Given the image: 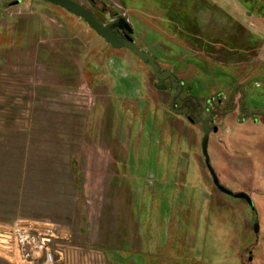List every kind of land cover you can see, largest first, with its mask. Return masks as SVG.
Here are the masks:
<instances>
[{
	"label": "rangeland",
	"instance_id": "1",
	"mask_svg": "<svg viewBox=\"0 0 264 264\" xmlns=\"http://www.w3.org/2000/svg\"><path fill=\"white\" fill-rule=\"evenodd\" d=\"M77 1L90 7L86 0ZM104 1L121 12L125 9L123 0ZM221 16L206 9L198 14L201 26L207 28L225 20ZM145 30L144 26L140 32ZM0 32L4 35L0 37V264H19L9 237L3 235L27 223L52 226L65 235L53 243L62 256L52 264H189L194 259L190 251L193 254L197 247L199 258L193 261L198 264H235L226 225H237L238 214L237 220L224 215L222 227L205 234L200 219L191 243L181 245L169 230L176 220L174 207L182 223L193 226V210L185 219L181 213L187 198L198 199L194 205L202 217L210 206L208 193L205 196L209 187L203 181L199 185L195 176L177 184L181 167L196 172L198 168L187 147H179L180 151L174 147L171 132L162 130V119L155 124L160 128L157 133L147 124L140 130L139 121L131 124L130 137L118 131L124 127V116L135 117L121 100L116 103L119 115L113 109L101 40L79 20L37 0L0 6ZM96 62L104 77L94 84L87 64ZM224 62L227 67L233 64ZM253 63L256 59L251 57L243 65ZM128 78L140 80L138 71L129 70ZM195 86L208 92L205 84ZM147 107L152 110L149 116L162 117L153 103ZM252 130L256 129L236 131ZM160 132L171 139L166 147L158 143ZM230 136L219 138L230 141L238 153L253 152L257 157H237L239 164L228 172L214 146V165L221 175H233L230 179L238 185L233 191L240 187L255 193L263 217L264 142L254 145ZM119 159H124L123 166ZM213 195L220 197L215 190ZM163 217L172 221H162ZM245 223L250 228L251 221ZM245 234L250 243L251 230ZM263 253L259 246L257 256Z\"/></svg>",
	"mask_w": 264,
	"mask_h": 264
},
{
	"label": "flooded vegetation",
	"instance_id": "2",
	"mask_svg": "<svg viewBox=\"0 0 264 264\" xmlns=\"http://www.w3.org/2000/svg\"><path fill=\"white\" fill-rule=\"evenodd\" d=\"M23 1L0 0V6L8 8ZM37 1L63 10L79 20L96 39L104 43L105 65H102L108 71L113 109L119 115L116 103L121 100L128 108L126 111H131L135 117L130 120L129 114L124 116V127L118 130L120 133L130 137L131 124L138 121L140 130L147 124L151 131L157 133L160 128L155 124L162 119L165 126L162 130H167L168 134L171 132L177 151H180L179 147H187L194 154L198 172L192 167H181L177 171L180 180L177 184L189 176L198 178L199 185L203 181V186L209 187L205 196L208 193L210 206L206 205L201 217V210L194 205L198 199L190 197L183 200L184 212L181 213L184 219L193 210L195 220L191 228L182 223L181 217L178 218L177 207L173 208L176 222H172L169 230L172 229L179 243L194 242L200 219V228L205 234L214 227L220 229L224 215L237 220L235 214H238L240 219L237 225H226L233 252L230 258L235 264H264V253L263 256L256 254L259 246L264 251V214L262 217L256 207L255 193H248L240 187L233 191V188L238 187L237 183L231 181L227 172L224 175L218 172L212 152L215 146L217 152L222 154L223 167L229 172L233 171V165L239 164L237 157L257 156L253 152L238 153V149L231 146L230 141L226 143L223 138H219L220 135H235L254 145L259 141L264 142V0H123V12L104 0H86L90 7L74 0L88 10L98 27L111 28L114 44L85 19L51 2ZM202 9L214 11L225 20L215 21L209 28L202 27L198 17ZM144 26L146 30L140 32ZM2 34L0 32V37ZM251 57L256 59V63L244 66L243 62ZM225 60L233 61L231 67L226 66ZM129 70L138 71L140 80L128 78ZM87 72L91 74L93 83L96 81L94 84L104 77L97 62L87 64ZM204 84L208 86L205 94L195 88V85L201 88ZM157 93L166 96H158ZM152 103L160 110L162 117L155 119L149 116L152 110L147 104ZM248 127L256 130L247 133L241 131V134L236 131ZM205 134L207 144L204 152L202 144ZM169 140L168 135L164 134L158 143L166 147L170 144ZM129 160L125 152L127 168ZM123 161L119 159L120 166L124 165ZM219 186L230 193L222 191ZM214 190L220 193L217 199L213 195ZM242 192L249 200L235 196ZM260 196H264V191ZM166 218L163 217L162 221H172L170 217ZM245 221H251L250 228ZM246 229L252 232L250 243L246 239ZM216 233L219 235L220 232ZM199 251L198 247L193 254L190 251L193 260L199 258ZM193 260L189 264H198L197 260Z\"/></svg>",
	"mask_w": 264,
	"mask_h": 264
},
{
	"label": "built area",
	"instance_id": "3",
	"mask_svg": "<svg viewBox=\"0 0 264 264\" xmlns=\"http://www.w3.org/2000/svg\"><path fill=\"white\" fill-rule=\"evenodd\" d=\"M5 236L9 237L12 254L19 264H52L58 260L56 256H62L60 249L53 248V243L64 240L65 235L52 226L17 224Z\"/></svg>",
	"mask_w": 264,
	"mask_h": 264
},
{
	"label": "water",
	"instance_id": "4",
	"mask_svg": "<svg viewBox=\"0 0 264 264\" xmlns=\"http://www.w3.org/2000/svg\"><path fill=\"white\" fill-rule=\"evenodd\" d=\"M44 1L56 4L57 6H60V7L64 8L65 10L71 12L73 15L79 16V17L85 19L88 23H90L92 26H94L108 41H110L112 44H114L113 33L111 31V28L110 27L109 28L98 27L99 25L96 24V22L93 20L91 14L81 4L77 3L74 0H44ZM206 144H207V134H205L203 144H202L204 152L206 151ZM219 188L222 191L230 193L229 190H226L222 186H219ZM235 196L236 197H244V198H247L249 200V197L243 192L237 193V194H235ZM257 226H258V223H256L255 229H257Z\"/></svg>",
	"mask_w": 264,
	"mask_h": 264
}]
</instances>
